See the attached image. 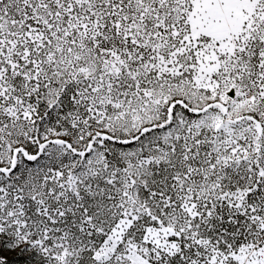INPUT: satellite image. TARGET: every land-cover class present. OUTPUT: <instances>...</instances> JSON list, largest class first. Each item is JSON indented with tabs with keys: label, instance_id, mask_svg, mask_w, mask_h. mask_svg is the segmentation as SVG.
<instances>
[{
	"label": "snow or ice",
	"instance_id": "obj_1",
	"mask_svg": "<svg viewBox=\"0 0 264 264\" xmlns=\"http://www.w3.org/2000/svg\"><path fill=\"white\" fill-rule=\"evenodd\" d=\"M0 264H264V0H0Z\"/></svg>",
	"mask_w": 264,
	"mask_h": 264
}]
</instances>
